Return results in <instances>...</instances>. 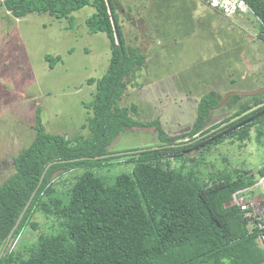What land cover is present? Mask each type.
I'll return each mask as SVG.
<instances>
[{"label": "trees", "instance_id": "1", "mask_svg": "<svg viewBox=\"0 0 264 264\" xmlns=\"http://www.w3.org/2000/svg\"><path fill=\"white\" fill-rule=\"evenodd\" d=\"M245 1L264 42V0ZM2 5L15 18L30 13L65 18L71 29L73 12L91 6L85 27L89 33H104L109 56L104 73L86 79L94 86L91 99L83 101L89 113L86 135L46 131L36 107L33 139L12 157L13 172L0 183V248L45 166L66 160L48 167L10 241L26 226L36 227V212L52 217L57 228L40 233L26 255L9 242L0 264H264V247L257 241L264 226L253 220L250 227L243 211L230 204L234 192L264 177V162L256 171L209 169L206 164L211 149L226 141L248 139L252 131L259 139L264 105L218 126L263 102L264 93L249 96L232 114L209 125L220 101L210 90L199 97L189 129L169 134L158 118H139L137 104L120 103L147 57L127 42L115 0H2ZM45 58L49 63L59 60ZM240 99L233 94L230 101ZM130 128H152L158 144L70 160L118 152L109 147ZM135 149L140 150L128 152ZM117 163L129 164L131 170L102 173ZM62 174H69L70 186L58 188L56 177Z\"/></svg>", "mask_w": 264, "mask_h": 264}, {"label": "rangeland", "instance_id": "2", "mask_svg": "<svg viewBox=\"0 0 264 264\" xmlns=\"http://www.w3.org/2000/svg\"><path fill=\"white\" fill-rule=\"evenodd\" d=\"M115 3L127 42L147 57L120 101L137 104L139 118H158L164 130L174 135L189 129L199 97L210 90L220 95V101L209 125L232 114L249 96L264 93V43L257 37L259 23L249 9L226 17L201 0ZM92 11L85 6L73 12L76 25L70 31L49 23L43 14L15 18L0 0V183L13 172L12 157L33 139L37 106L46 131L67 137L88 133L89 113L82 102L91 99L94 87L86 79L100 77L109 56L104 33H88L84 26ZM44 52L59 60L49 63L42 57ZM233 94L241 97L236 104L230 101ZM154 144L158 140L152 128H130L109 149ZM263 162L264 129L259 139L252 131L248 139L226 141L206 157L209 169L216 165L256 171ZM101 170L113 176L130 171L131 166L117 163L109 172ZM68 175H57L58 188L70 186ZM263 190L264 179L244 195L248 199ZM32 220L35 228L26 226L10 241L24 255L40 233L57 228L52 217L40 212Z\"/></svg>", "mask_w": 264, "mask_h": 264}, {"label": "built area", "instance_id": "3", "mask_svg": "<svg viewBox=\"0 0 264 264\" xmlns=\"http://www.w3.org/2000/svg\"><path fill=\"white\" fill-rule=\"evenodd\" d=\"M201 1L205 2L208 6L217 10L226 17L233 15L237 11H246L249 9L245 0H201ZM263 179L264 177L260 179V182H262ZM250 189L251 188H246L234 192L232 196V204H236L240 208V210L243 211L244 216L248 218V224L250 227L253 226L252 224L253 220H257L256 225L258 227H263L264 226L263 219L260 213L256 209L257 200L254 199L253 195L251 194H250L251 195L250 198L248 199H246V196L244 195V193H246ZM257 241L261 247H264V233L258 235Z\"/></svg>", "mask_w": 264, "mask_h": 264}, {"label": "water", "instance_id": "4", "mask_svg": "<svg viewBox=\"0 0 264 264\" xmlns=\"http://www.w3.org/2000/svg\"><path fill=\"white\" fill-rule=\"evenodd\" d=\"M107 4H108V3H107ZM115 36H116V40H117V42H119V41H118V36H117V33H116V32H115ZM262 105H264V101L261 102V103H258V104H256V105L251 106L249 109H247V110L243 111L242 113H240V114H238V115H236V116L230 118L228 121H225V122L221 123L218 127H221V126H223V125H225V124H227V123H229V122H231V121H234L235 119H237V118H239V117H241V116L247 114L248 112H250V111H252V110H254V109H256V108H258V107H260V106H262ZM139 150H140V149L129 150L128 152L139 151ZM125 152H126V151H118V152H114V153H106V154H103V155L84 156V157H80V158H73V159H70V160H77V159H83V158H89V159H91V158H99V157L109 156V155H113V154H123V153H125ZM63 161H66V160H54V161L49 162V163L45 166V168L43 169V172L41 173V176H40V178H39L38 185L41 183V181H42V179H43V177H44V174H45L46 170L48 169V167H49L51 164H53V163H55V162H63ZM259 182H260V180H259L257 183H259ZM257 183H256V184H257ZM38 185H37L36 188L31 192V194H30V196H29L27 202L25 203V205L23 206L21 212L19 213V215H18V217H17V219H16L14 225L12 226V228L10 229V231L8 232L7 237H6V240H5V242L3 243V245H2L1 248H0V258H1L2 255L4 254V252H5V250H6L7 246H8V243L10 242V239H11V237H12V235H13V232H14V230L17 228V226L19 225V223H20V221H21V219H22V217H23V215H24V213H25V210L27 209V207H28V205H29V203H30V201H31V199H32V197H33V195L35 194V192H36V190H37ZM253 197H254V199L257 200V206H256V209H257V211L260 213V215H261V217H262V219H263V222H264V192H262V193H261L260 195H258V196H253ZM230 204H232V201L230 202Z\"/></svg>", "mask_w": 264, "mask_h": 264}, {"label": "crops", "instance_id": "5", "mask_svg": "<svg viewBox=\"0 0 264 264\" xmlns=\"http://www.w3.org/2000/svg\"><path fill=\"white\" fill-rule=\"evenodd\" d=\"M213 9V8H212ZM214 11H216V12H218L217 10H215V9H213ZM93 12V11H92ZM91 12V13H92ZM218 13H220V12H218ZM41 14H43L45 17H47V20L49 21V23H57L58 25H61L62 24V27L60 28V29H62V30H70V31H72L74 28H75V25H76V18H75V14L73 13V17H74V26H73V28L71 29V28H69V23H68V21H67V19H65V18H56V17H54V16H52V15H49L48 13H41ZM89 16V15H88ZM87 15H86V18L88 17ZM37 18V17H36ZM85 18V19H86ZM30 19H33V18H29V20ZM85 19H84V21H85ZM67 22L66 24L64 23V22ZM43 26H45V23H43L42 24ZM84 26H85V24H84ZM86 28V27H85ZM89 33V32H88ZM100 33V32H99ZM261 41V40H260ZM262 42V41H261ZM264 43V42H263ZM69 50H71V49H69ZM69 50H68V52H69ZM50 56V54L49 53H46L45 54V52L43 53V55H42V57H46V56ZM94 87V86H93ZM94 89V88H93ZM83 103V102H82ZM121 103V102H120ZM263 192H264V190H263ZM248 193H250V192H248ZM251 195H252V193H251ZM250 195V196H251Z\"/></svg>", "mask_w": 264, "mask_h": 264}]
</instances>
